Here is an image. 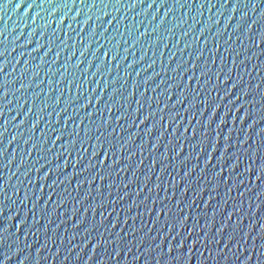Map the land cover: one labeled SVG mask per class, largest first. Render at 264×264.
Listing matches in <instances>:
<instances>
[{
	"label": "snow or ice",
	"instance_id": "obj_1",
	"mask_svg": "<svg viewBox=\"0 0 264 264\" xmlns=\"http://www.w3.org/2000/svg\"><path fill=\"white\" fill-rule=\"evenodd\" d=\"M44 2L45 0H41V3ZM46 2L51 7L50 15L53 12L65 16L73 12L83 13L84 20L75 19L77 24L89 25L92 20V15L85 13L84 9H95L99 12L100 15L96 17L99 21L102 17L109 16L108 11L101 10L108 9V4L104 3V0H99V7L96 0H93L92 3H89L88 0H79L78 7L76 0H71V7L69 0H62V3L56 5H53V0H46ZM11 3L12 0H4L5 7ZM23 4L16 2L13 4V8H20ZM120 4L121 0H114L112 9L119 12L120 7L117 5ZM34 5L35 0L27 7L32 8ZM154 5L157 11L164 8L163 15L157 21L159 27L160 22L164 24L165 17H168L169 13L176 9V6L188 11L192 9L193 2L185 0V3L182 4L180 0H173L174 6H170L167 0H160L159 5L156 0H148L147 3L145 0H131L130 3H123V8L127 11L130 8L142 6L141 11L147 12ZM205 7L218 8V10L227 8L229 20L238 9L243 10L240 11L238 22L230 29L229 35L224 36L222 29L219 28L212 32L213 46L207 50V54L205 49H207L210 37L205 35V31L209 28L205 24L197 30L200 35L195 34V39H193V43L202 40L203 47L196 48L194 56L190 51L191 59L178 60V63H175V68L169 66L161 69L164 72L175 73L174 76H166L170 82L164 89L168 95L163 99L157 89L165 80L156 82L155 88L153 86L143 87V91H141L140 87L141 83L147 85L148 81L158 73L146 76L142 82H138L135 78L130 79L131 73L128 69L139 61L133 59L125 63L129 48H134L141 42V37L148 35L147 28H145V32H139V35L133 36V32L139 28V24L127 27V35L132 42L129 43L128 39H124L122 43L126 47L122 49L120 41L113 45L115 36H109L102 31L105 23L95 25L91 39L81 45L80 56L75 60L76 63L71 65L74 70L79 68L83 63L82 58L85 52H90L91 63L87 68L82 69V78H77L73 71L70 74L71 79L68 78L67 82L59 88H55L52 79L48 78L47 92L41 88L39 92L30 94L31 101H36L41 93L47 96L48 93L54 92V88L56 93L51 103L42 99L40 105L33 104L24 112V117H27L35 108L36 118L28 124L31 133H36L40 121L44 120L41 113H44L45 109H52L46 113L49 118L52 117L53 111L56 112L57 117H60L61 113L65 115L62 123H60L61 120L56 122L44 120L47 127L40 128L38 135L30 134L22 139L27 148L22 149L24 154L21 155L15 167L17 170L23 168L20 175L27 179V183L24 179H18L16 184L12 185V195L16 199L12 200L11 205L4 202L9 200L7 188L12 176L7 177L8 183H5L3 178L0 179V194H2V199H0V264H12L13 257H16L14 264H50L49 257L58 261V264H63V261L58 257L61 246L65 243V235L58 232L57 229L69 220V212L62 208L68 200L73 202L70 213L73 221L71 228L77 231L68 235L67 242L71 244L78 234L85 237L79 246L77 258L83 248L93 241L91 250L87 254V260L85 259L82 264H87L88 260H91L92 264H100L101 260H104L105 264H123L129 253L132 254L131 258L136 264H189L194 258H202L204 261L212 259L216 261V264H219L220 260H228L229 254L235 257L231 264H237V261L240 264H244V261H247V264H264V253L260 251L261 248H264V59H260V57H264V0H223V3L202 0L196 10L199 12ZM247 9H251L253 12L259 9L258 14L251 19V22L245 20L248 16ZM121 18L127 19L124 16ZM113 19H115L116 25H119L120 20L115 17ZM154 19H156L155 15L150 17V20ZM258 22L260 23L259 31L253 32V25ZM108 23H112V21H108ZM185 23L186 21L181 17L171 27H166L165 31L175 35L173 29ZM92 27L91 24L90 28ZM193 27L195 24L190 25L180 35L184 38L187 37ZM115 29L117 34L118 28ZM72 31L81 41L86 40V35H80L75 29ZM152 31L155 32L156 29H152ZM119 34L124 35V33ZM40 35H44V33L41 32ZM65 36L69 41L72 40V37L67 36V33ZM234 36L236 40L246 37L251 43L245 48L238 46L234 48ZM160 39L161 37H159V41ZM162 39L164 40V37ZM102 40L111 47H100V52H94ZM179 42L177 40V43ZM26 43H31V41H26ZM74 44V41L70 45L56 36L55 29H52L51 36L45 44H36L38 49L44 53V56L41 57L43 62L44 57L53 52L54 48L56 49L53 56L57 59L52 61L53 64L60 59L61 51L70 46L73 49L64 63L60 65L64 71L59 73L62 79H57L56 85L62 84L65 73L68 72V61L76 55ZM152 44L159 45V43H153L151 37L149 45ZM141 47L144 45L141 44ZM166 47L167 45H165ZM113 48L116 49L114 54ZM185 49H191V45L187 42H185L184 48L179 51L183 52ZM33 50L35 51V49ZM121 51L124 55H121ZM6 52L8 49L4 48L0 52V56H4V60L8 64ZM101 53L105 57L111 56V63L108 60H102ZM224 53L228 55L225 56ZM174 55L175 52H172L168 59L172 61ZM254 56L257 57L259 63H253ZM143 59L144 53L139 57V60ZM217 59L220 61L219 64H217ZM155 62L152 60L148 67H151ZM121 64L124 65L122 72ZM30 66L37 69L32 73V76H37L38 66L35 64ZM89 69H92L90 73ZM113 70L117 75L104 83L100 89L99 93L109 97L101 105L103 97L96 94V87L92 86L86 89L84 84L85 82L90 83L89 75L91 77H96L97 74L111 76ZM2 71L4 69L0 67V72ZM12 71H15L14 65ZM27 71V68L24 69L20 74L21 78ZM53 71H58V69ZM233 72H235V76L232 75ZM254 72L261 73V77L257 79L252 75ZM85 73L89 74L85 75ZM5 75H9V73L5 72ZM135 75L139 76L140 71L137 70ZM245 75L248 77L247 80L244 79ZM45 76L48 77V72H45ZM185 77L188 81H195L196 87L186 83ZM32 80H30V84H32ZM41 83L43 81L35 80L36 85ZM15 84L16 78L0 84V98L5 105L11 103V100L7 99L10 92H20V89L28 88L22 80L19 83V88L15 87ZM129 84L132 86L131 90H129ZM112 85L118 87H111ZM64 86H67V93L62 90ZM73 87L76 89L75 94H73ZM121 89L125 90L123 94ZM176 89L178 91H175ZM149 91H152L154 95L146 96L145 93ZM20 95L23 96L24 93L20 92ZM61 96L64 98V103L57 111L54 106L61 104ZM257 96H259V101L256 99ZM173 97L175 98L173 99ZM133 98L135 99L133 100ZM25 100L27 103L31 102L27 97ZM95 101H99V104H95ZM153 102L156 105L155 108H153ZM133 103H135V107H133ZM257 103L260 105L259 109H257ZM177 104L182 105L181 109L184 110V115L180 114L181 109H176ZM70 105L72 111H69ZM89 105H92L91 109H94V112L90 111ZM22 106L20 105V107ZM146 106L147 115L142 111ZM81 109H85V111L80 113ZM114 109L116 114L112 115ZM8 110L11 111V109ZM189 110H191L190 114ZM232 112H236L237 115H231ZM257 112L260 114L257 115ZM2 113L3 109H0V114ZM105 113L108 115L106 116ZM193 117H198L195 123H192ZM229 118L233 121L231 125ZM122 120L123 124L120 123ZM184 120H187L188 123L181 127V122ZM137 121V126L141 123L144 125V136L148 139L147 141L140 140L134 148L128 151L127 155H124L125 147L140 135L133 127V122ZM237 122H239V128L236 127ZM7 123L8 121L5 120L4 124L0 125L3 128L0 138L7 131ZM18 124L24 125L25 119L19 120ZM53 125L55 126L53 127ZM189 126H191V131H189ZM127 129L133 130L126 132ZM256 136H259V143H256L254 147ZM16 139L17 136L13 135L8 143L11 144ZM185 148H187L186 152ZM136 149L141 153L146 151L147 158L151 161L146 165L147 172L143 173L140 183H136L139 179L137 169H140L144 164V157L141 156L138 162L133 164L131 158L136 155ZM7 150L6 147H0V157H4ZM33 151L37 155L30 160L29 157H32ZM50 156L51 158H49ZM200 157L203 159L201 160ZM245 157H247V163H245ZM13 160L14 156L7 157L4 160V166L12 164ZM177 161H179L181 169L179 181L183 183L184 187H180L179 194H177V181L173 178L170 185L172 191L171 194H168L169 188L165 185L169 182L164 179L165 173L170 165L175 169ZM34 162L35 166L33 167ZM69 164L72 166L70 174L65 171ZM156 165H159L160 172L156 171ZM197 170L198 175L192 176V173ZM125 172H129L130 175L123 179V187L128 189L130 185L136 183L135 194L125 191L123 195L117 192L113 196V185L120 186L117 184V180ZM153 173L158 178V182L149 186ZM245 174H247V183ZM33 175H35V181ZM167 175L171 177L173 173L169 171ZM200 175H203L207 182L202 183V186L197 184L193 188V181H199ZM0 177H3L2 173H0ZM253 178L258 181L255 190L252 186ZM73 180L76 182L75 185H73ZM49 181L51 182L49 183ZM65 181L67 182L65 183ZM145 186H147V192H145ZM221 186H223L224 195H221ZM82 187L84 188L83 192H81ZM153 187H155L154 195L152 194ZM44 188H47L46 192L40 191ZM22 189L23 196L20 195ZM162 189L165 193L164 196L160 195ZM190 189L193 195L189 197L186 193ZM233 190L236 191V196L231 195ZM142 193L143 195H141ZM248 193L250 195H247V207L245 208V197ZM126 196L131 202L126 205L121 204L120 202ZM45 197L48 198L45 199ZM52 197L56 199H52ZM198 197L200 198L199 204L196 203ZM16 200H19L18 205ZM229 200L232 201L231 204H229ZM149 201H151V207L148 206ZM41 202L47 207H41ZM50 203L51 207H49ZM173 203L175 207L172 206ZM28 204H31L32 207L25 212ZM117 204L120 205L119 208L116 207ZM201 204L207 205V208L196 211ZM75 205L83 206L85 212L91 209L95 213L99 210L100 219L86 220L83 215L76 218ZM134 207L136 211H133ZM58 208L61 209L59 213L56 212ZM157 208L160 209L159 212L156 211ZM209 208L211 215L208 212ZM5 209H7L6 214ZM105 209L110 213L115 212V216L108 219L105 216ZM145 211L150 214V222L143 221ZM53 213L57 215L55 222L52 219ZM152 213H156V215L153 216ZM61 216L62 220L59 218ZM233 216L236 217L235 220H233ZM161 217H163L162 223ZM245 218L248 221L246 224L244 223ZM137 219L142 221L139 227H136ZM9 220H15V224L8 223ZM129 220L132 221L131 224H129ZM79 227H82V231L79 230ZM41 233H43L42 242L40 240ZM29 234H33L35 237L30 242L27 241ZM9 237H13L10 242ZM257 239L260 241L259 245L255 243ZM22 240L25 241L23 247L20 246ZM50 244L55 247V251H49ZM109 246L111 247L110 251ZM74 247L77 246L72 244L67 248L63 257L64 261L68 260L67 253H70ZM26 249L30 251H26ZM98 249L100 250L99 259L94 260L93 256ZM205 252L208 253L207 256L204 255ZM254 256L256 257L255 262L253 261Z\"/></svg>",
	"mask_w": 264,
	"mask_h": 264
},
{
	"label": "water",
	"instance_id": "obj_2",
	"mask_svg": "<svg viewBox=\"0 0 264 264\" xmlns=\"http://www.w3.org/2000/svg\"><path fill=\"white\" fill-rule=\"evenodd\" d=\"M16 2H20V3H24L20 8H13V4H15ZM89 3H92L93 0H88ZM113 2L114 0H104V3L108 4V9H101L102 11H108L109 12V16H105L102 17L101 20L99 21L96 17L100 15L99 12H97L95 9H84L85 13L91 14L92 15V20L89 22L88 24L85 23H81V24H77L75 22V19H80L81 21L84 20V16L83 13H78V12H73V13H69V15L65 16L63 14L59 15L60 13H56L53 12L51 13V15L49 14L51 12V7L47 4L46 0L44 3H41V0H35V5L32 8L27 7L28 4H32L33 0H12V3L9 4L7 7L4 6V0H0V52H2L4 50V48L8 49V52L5 53V55H7L8 57V61L9 63L7 64L4 60V56H0V67H2L4 69V71L0 72V84H3L4 81H10L13 78H16V84L15 87L19 88V83L22 82L28 86L27 89H20V92H23L24 95L21 96L20 92H10L9 96L7 97V99L11 100V103L8 105H5L2 101V98H0V109H3V113L0 114V125L4 124V121L7 120L8 123L6 125L7 127V131L4 132V135L2 138H0V147H6L8 150L5 152L4 157H0V173L3 174V177H0V179H4L5 183H8L7 177L8 176H12V179L9 181V185L7 188V192H8V196H9V200L5 201L4 203L7 205H11L12 204V200L16 199L15 197H13L12 195V185L16 184L18 179H24L25 183H27V179H25L24 177H22L20 175V172L23 171V168L20 170H17V168L15 167L16 163L19 162L21 155H23L24 153L22 152V149H26L27 146L23 144L22 139L25 138L26 136L32 134V135H38L39 133V129L40 128H46L47 126L44 123V120H49L51 122V120H53L54 122L56 121H60V123H62L63 120V116L65 115L64 113L60 114V117L56 116V112L53 111L52 117L49 118L46 113L48 111H51V108L45 109L44 113H41V115L44 116V120L40 121V124L37 126L36 129V133H31L29 131L28 128V124L36 118V112H35V108L33 109L32 113H29V115L26 117H24V112L27 111L28 107H32L33 104H37L40 105L43 100L48 101L49 103H51V100L54 99L55 96V88H59L63 86V83L67 82V79H71V73L73 71H75V76L77 78H82L81 76V71L83 68H87L89 66V63H91V55L90 52H85L84 56H83V63L80 65L79 68H76L75 70L71 67V65H74L76 62L75 60L77 59V57L80 56V47L83 43H86L87 40L91 39V34L93 31H95V25L97 24H104V29L102 30L105 34L109 35V36H115V40L113 41V45H115V43L117 41L121 42V49L123 47H126V45H123V40L124 39H128L129 43H131V39L128 37L127 35V27L129 25H132L133 27L136 24H139V28L136 29L133 32V36L135 35H139V32H145V28H147V33L148 35H146L145 37H141V42L138 43L134 48H129L128 54H127V60L125 61V63L133 60V59H137L139 62L135 65H133L131 68L128 69V71L131 73V78H135L138 82H142L144 80V78L146 76L152 75L153 73H158V75L153 76L152 80L148 81L147 85L144 84H140L141 87V91H143V87H151L153 86V88H155V83L160 81V80H165L164 83L160 84V87L157 89V92H160L161 94V99H163L164 96H167L168 93L164 92V89L167 86V83H169L170 81H168L166 79V76L168 75H175L174 72H164L161 71L162 68H168L169 66H171L172 68H175V63H178V60H190L191 57L189 56V52H192V55L194 56V50L198 47H203V43L202 40H197L196 43H193V39H195V34L200 35V32L197 31L202 25L207 24L209 26V28L205 31V35L209 36V42H208V46L207 49H205V52L207 54V50L210 49L213 45H212V32L215 31L216 29H222L223 31V35L227 36L230 34V29L238 22V17L240 15V11H242L243 9H238L236 13L232 14V19H228L229 16V11L226 9L223 10H218V8H207L205 7L204 9H201L199 12H197L196 8L199 6V2H202V0H192L193 2V7L192 9L186 11L184 8H179L178 6H176V9L173 12L169 13L168 17H165V23L163 24V22H160V26H157V21L159 20L160 16L163 15L164 12V8H160L159 11L156 10V6L154 5L153 8L148 9L147 12H143L141 11V7L142 6H137L136 8H130L127 11H125V9L123 8V3H130L131 0H121V4L117 5V7H120L119 12H116L112 9L113 7ZM148 0H145V3H147ZM62 3V0H53V5ZM77 3V7L79 6V0H76ZM156 3L159 5L160 4V0H156ZM167 3L170 6H174L173 5V0H167ZM180 3H185V0H180ZM213 3H223V0H213ZM96 4L99 7V0H96ZM38 6V7H37ZM69 6H72L71 0H69ZM64 11H67V9H64ZM248 11V16L245 18V20L247 22H251V19L258 14L259 9L256 10V12H253L251 9H247ZM137 13H139L137 15ZM153 15H155L156 19L154 20H150V17H152ZM126 17L127 19H123L121 17ZM117 18V20H120L119 25H116V21L113 18ZM181 17H183V19L186 21L185 24H183L182 26H179L175 29H173V31L175 32V35L170 34L169 32L165 31L166 27H171L172 24L176 23V20H179ZM209 17H211V19H209ZM108 21H112V23H108ZM48 22V23H47ZM91 24L93 25L92 28ZM195 24V27H193L192 31L189 32L187 37H182L180 35V33L184 30H187V28L192 25ZM115 28H118V32L116 34L115 31H117ZM260 28V23L258 22L257 24L253 25L252 31L256 32L259 31ZM52 29L56 30V36H58L60 39L65 40L66 43H69L70 45H72V42L74 41V48H75V52L76 55L72 57V59L70 61H68V72L65 73V79L62 81L61 85H56L55 81L57 79H62L59 76L60 72L64 71V68H61L60 65L64 63L65 59H67V57L71 54L70 52L73 50L72 47L70 46L68 49H65L63 51H61L60 54V59L57 61V63L53 64L52 61L56 60L57 58L55 56H53V53L55 52V48L53 49V52H50L48 54V56L44 57V62L41 60V57L44 56V53H42V50H39L37 47V43L40 44H45L46 41L50 38L51 33H52ZM72 29H75L76 32L80 33V35L85 36L86 35V40L85 41H81L79 39V37L76 36V33L72 31ZM152 29H156L155 32L152 31ZM43 32L44 35H40V33ZM65 33H67V36L72 37V40L69 41L67 39V37L65 36ZM119 33H124L123 36H121ZM152 37V42L153 43H159V45L156 44H152L149 45V41L150 38ZM159 37H161L160 41H159ZM162 37H164V40L162 39ZM226 38V37H225ZM177 40H179L180 42L177 43ZM233 40L235 41V43L233 44V47H239V48H245L247 47L251 41H249L246 37H241V40H236L235 36L233 37ZM26 41H31V43H26ZM242 41V42H241ZM185 42H187L188 44L191 45V49H185L183 52L179 51V49H183L184 48V44ZM57 43H59V40H57ZM141 44L144 45V47H141ZM165 45H167V47L165 48ZM173 45H175V47H173ZM100 47H111V45H108L105 41H101V44L98 45L95 49L94 52H100ZM61 48H63V46H61ZM35 49V51L33 50ZM116 51L115 48H113V54ZM258 51V49H257ZM175 52V55L172 58V61H170L168 59L169 55ZM21 53H23V55H21ZM134 53V54H133ZM144 53V59L143 60H139L140 55ZM101 55V59L102 60H108L109 63H111V56L105 57L103 55V53L100 54ZM121 55H124L123 51H121ZM225 56H227V53H224ZM90 56V58H89ZM89 59V62H88ZM260 59H264V57H260ZM152 60H155L156 62L154 64H152L151 67H148V65L151 63ZM25 61H27V63H25ZM220 61L219 59H217V64H219ZM253 63H259V60L257 59V57H253ZM37 65L39 72L38 75L33 77L32 73L37 71V69L32 68L30 65ZM13 65L15 66V71H12ZM49 65H51V67H49ZM242 67V66H241ZM28 69L27 72L24 73L23 78H21L20 74L24 71V69ZM55 69H58V71H53ZM213 69H215V66H213ZM120 70L121 72L124 70V65L121 64L120 65ZM139 70L140 71V75L136 76L135 73L136 71ZM92 71V69H89V73ZM5 72H8L9 75H5ZM45 72H48V77L45 76ZM89 73H85V75H88ZM190 74V73H189ZM226 74V73H225ZM117 73L115 72V70H113L111 76H100L99 74H97L96 77H91V75H89V79H90V83L87 84V82H85L84 84V88H90V87H96L97 89V93L101 95L103 98L101 100V105L104 103V101L106 99H108L109 97H107L106 95L103 96L102 93L100 92V89L103 87L104 83H106L109 79H111L112 77L116 76ZM233 76H235V72H233L232 74ZM252 75L256 76L257 79H259L261 77V73H252ZM51 78L53 81V85H55L54 88V92L53 93H48L47 96H44L43 93H41V96L37 97L36 101H31V93H35V92H39L41 88H43L45 90V92L48 91V83H47V79ZM33 79V80H32ZM177 79H179V77H177ZM244 79L247 80L248 77L247 75L244 76ZM30 80H32V84H30ZM35 80H40L43 81V83L36 85L35 84ZM121 80H123V77H121ZM185 82L191 84L193 87H196V82L195 81H188L187 77H185ZM10 87H12L10 85ZM111 87H118L117 85H112ZM131 84H129V90H131ZM223 87V86H222ZM63 91H65V93H67V86H64L62 88ZM121 93L123 94L125 92L124 89L120 90ZM170 92L172 90H169ZM175 91H178V89H176ZM76 93V89L73 87V94ZM95 95V94H94ZM146 96H152L154 95V93L152 91H149L148 93H145ZM215 95V93H214ZM25 97L28 98L29 103H27V101L25 100ZM175 97H173L174 99ZM135 98H133L134 100ZM257 101H259V96L256 97ZM64 103V98L63 96H61V104L60 105H55L54 107L56 108L57 111H59V108L63 105ZM95 104H99V101H95ZM20 105H23L22 107H20ZM135 103H133V107H135ZM156 105L153 102V108H155ZM260 105L259 103H257V109H259ZM92 105H89V109L90 111L94 112V109H91ZM182 108L181 104H177L176 105V109L180 110ZM8 109H11V111H9ZM72 106H69V111H72ZM147 106L145 107V109H143L142 111L145 112V115H147ZM83 111H85V109H81L80 113H82ZM78 113V114H80ZM191 113V110H189V114ZM115 109L112 113V115H115ZM119 114V113H117ZM181 115H184V110L181 109L180 111ZM260 113L257 112V115H259ZM105 115L107 116L108 113H105ZM231 115L235 116L237 115L236 112H232ZM13 117H15V119H13ZM198 117H193V121L192 123H195ZM21 119H25V124L24 125H19L18 121ZM71 123V122H69ZM121 124L124 123V121H120ZM188 121L184 120L181 122V127H183L184 124H187ZM229 123L230 125L233 123V121L231 120V118H229ZM138 121L137 122H133V127L135 129V131H138L140 133V135L138 137H136L134 140L129 142V145H127L124 149V155H127L128 151L132 148H134V146L136 144L139 143L140 140L145 139V141H147V137L144 136V125L141 123L137 126ZM55 125H53L54 127ZM165 127H167V125H165ZM236 127L239 128V122H237ZM245 128H247V126L245 125ZM133 129H127L126 132L128 131H132ZM249 131H251V129H248ZM3 131V128L0 127V132ZM119 131V130H118ZM181 131H183V129H181ZM189 131H191V126H189ZM19 134V135H18ZM16 135L17 139L12 141L11 144L8 143L9 140H11L12 136ZM167 135V133H166ZM233 135L235 136V133H233ZM67 136V133H66ZM259 143V136H256L254 139V144L253 146L255 147V144ZM77 147H79V145H77ZM246 147V145H245ZM13 150H15V152H13ZM187 151V148H185V152ZM37 155V153L35 151H33L32 153V157H29L30 160H32L35 156ZM9 156H14V160L13 163L8 165L7 167L4 166L5 162L4 160L9 157ZM143 156L144 157V164L141 165L140 169H137V176L139 177V179L136 181V183H140L142 182L143 179V173L147 172V167L146 165L149 164L151 161L147 158L148 157V153L145 151L144 153H141L138 149H136V155L132 156L131 158V162L133 164H135L136 162H138V160L140 159V157ZM193 156H195V153H193ZM51 158V156L49 157ZM69 159H71V157H69ZM200 159L202 160L203 157H200ZM245 159V163H247V157L244 158ZM61 160H63V157H61ZM42 163V161H40ZM63 163V162H62ZM193 163H195V161L193 160ZM259 163V162H257ZM33 167L35 166V162L32 165ZM203 166V165H202ZM65 171H68V173L70 174L72 172V166L71 164H69L68 169H65ZM156 171L160 172L159 169V165H156ZM171 171L173 173V176H168L167 172ZM13 173H15V175H13ZM181 174V169H180V163L179 161L176 162V168L174 169L171 165L169 166V168L166 170L165 173V177L164 179L167 180L169 182V184L165 185V187L169 188V192L168 194H171V181L173 180V178L176 179L177 181V187H176V192L177 194H179V189L180 187L183 188L184 185L182 182L179 181L180 179V175ZM42 175V174H41ZM120 175V174H118ZM130 175L129 172H125L122 174V176H120V179L117 180V184H119L120 186L117 187L116 185H113V196L116 195L117 192H119L121 195H123V193L125 191H130L132 192V194L134 195V189L136 188V183H133L132 185L129 186L128 189H125L123 187V179L128 177ZM163 175V174H161ZM198 175V170L194 171L192 173V176H196ZM33 180L35 181V175H33ZM51 181H49L50 183ZM67 181H65L66 183ZM158 182V178L156 177L155 173L152 174L150 181H149V186L155 185ZM207 181L204 180L203 175H200V180L193 181V188H195L197 186V184H201L205 183ZM245 182L247 183V174H245ZM258 181L253 178L252 180V186H253V190H255V185ZM75 181L73 180V185H75ZM96 183V182H94ZM85 187H87L85 185ZM59 191V189H57ZM243 190V189H241ZM40 191H47V188L41 189ZM84 191V188H81V192ZM221 195H224V191H223V186H221ZM145 192H147V186H145ZM23 189L21 190L20 195L23 196ZM153 195L155 194V187H153ZM164 191L163 189L160 192L161 196H164ZM143 195V193L141 194ZM187 196H192L193 192L190 189L188 193H186ZM232 196H236V191L233 190ZM247 195H250V193L246 194L245 197V208L247 207ZM48 197H45V199H47ZM0 199H2V194H0ZM52 199H56L55 197H52ZM205 199H207V197H205ZM130 199L129 197H125V199L123 201H121V204H128L130 203ZM259 201L257 200V203ZM196 203L199 204L200 203V198L198 197L196 200ZM232 201L229 200V204H231ZM16 204H19V200H16ZM148 206L151 207V201L148 202ZM173 207H175V204L173 203L172 205ZM24 207V206H21ZM32 205L28 204L27 208L25 209V212L28 209H31ZM41 207H47V205H44L43 202H41ZM49 207H51V203L49 204ZM54 207V206H53ZM73 207V202L71 200L66 201V204L62 206L63 209H66L69 212V220L64 223L61 224L60 228L57 229L58 232L64 233L65 235V243L61 246V252L59 254L58 259H60L61 261H63V264H82V262L86 259L87 260V254L88 252L91 250V244L93 243V241H90L88 245H86L83 248V251L80 252L79 258H77V252L80 250L79 246L82 242V240L85 238L84 236L81 235H77L76 239L73 240L71 242V244H69L67 242V237L68 235H70L72 232L77 231L71 228V223L73 222L71 219V210ZM77 212H76V218H80L81 215H83V217L86 220H91V219H96L99 220L100 216H99V210H97L95 213H93V211L90 209L87 212H85L84 207L81 205H75ZM117 208L120 207L119 204H117L116 206ZM207 208V205L201 204L200 208L197 209L196 211H200L201 209H205ZM61 211L60 208H58L56 210L57 213H59ZM105 211V216L108 219H111L112 217L115 216V212H108L107 209L104 210ZM133 211H136V208H133ZM157 212L160 211L159 208H157L156 210ZM209 215H211V209H208ZM7 213V209H5V214ZM151 215H156V213H152ZM61 220L63 219V217H59ZM30 219V217H29ZM53 221L55 222L57 220V215L55 213H53V217H52ZM121 219H123V217H121ZM150 214L145 211L144 212V217H143V221H148L150 222ZM161 219V223L163 222V217L160 218ZM236 217L233 216V220H235ZM13 223L15 224V220L13 221H8V223ZM107 222V221H106ZM142 221L140 219L136 220V227H139L140 223ZM203 222V221H202ZM247 218H245L244 223L246 224ZM132 221L129 220V224H131ZM51 227V226H50ZM67 230L66 232L64 230ZM79 230L82 231V227H79ZM35 237L33 234H29L27 241L30 242L31 240H33ZM107 238V237H105ZM13 239V237H9V242ZM43 239V233H41L40 236V240L42 242ZM25 241H21V247H23ZM249 243H252V241H249ZM255 243L257 245L260 244L259 239H257L255 241ZM72 244H75L77 247L72 248V251L70 253H67L68 255V260L64 261L63 257L66 254V250L67 248L71 247ZM13 247H15V245H13ZM111 250V247L109 246V251ZM26 251H30L27 250ZM49 251H55V247L52 246L51 244L49 245ZM135 251V250H134ZM261 253H264V248L260 249ZM99 252L100 250H97V253L94 254L93 259H99ZM199 255V254H198ZM205 256L208 255L207 252L204 253ZM132 254L129 253L128 257L126 259H124L123 264H136L135 261L132 260ZM16 257H13V261L12 264H14ZM50 260V264H58V261L52 259L51 257H49ZM235 260V257H232L231 254H229V259L228 260H220L219 264H231V262ZM241 260H243V257H241ZM256 257H253V261L255 262ZM143 261V258H142ZM87 264H92L91 260H88ZM100 264H105L104 260L100 261ZM189 264H216L215 260L209 259L207 261H204L202 258L200 259H196L194 258L193 260H191L189 262ZM237 264H240L239 261H237ZM244 264H247V261H244Z\"/></svg>",
	"mask_w": 264,
	"mask_h": 264
}]
</instances>
